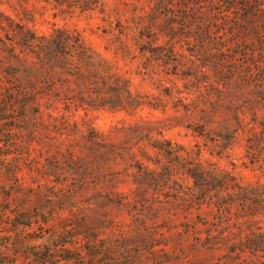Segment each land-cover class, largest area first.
<instances>
[{"label":"rangeland","instance_id":"obj_1","mask_svg":"<svg viewBox=\"0 0 264 264\" xmlns=\"http://www.w3.org/2000/svg\"><path fill=\"white\" fill-rule=\"evenodd\" d=\"M230 3L0 0V264H264V204L227 194L264 185V18ZM18 25L78 33L126 109L17 76Z\"/></svg>","mask_w":264,"mask_h":264},{"label":"trees","instance_id":"obj_2","mask_svg":"<svg viewBox=\"0 0 264 264\" xmlns=\"http://www.w3.org/2000/svg\"><path fill=\"white\" fill-rule=\"evenodd\" d=\"M229 1L233 6L240 3V1L241 3L244 2L243 5L249 7L250 10L253 4L256 3V9L249 10L245 16L251 15L258 19L264 18V3H258V1L264 0ZM192 18V16L189 17V20L191 21ZM11 32L10 40L13 43L9 52L13 56L11 60L19 62L17 63V66H19L16 72L17 76L31 74L33 75L32 79L37 76L53 80L60 79L61 81L72 79V81L78 82L77 84L87 89V94L90 97L103 103L104 106H112L113 104L121 109H126L128 106L129 100L134 95L127 84L128 82L113 70L104 57L88 46L78 33L65 28H56L50 34L37 35L34 31L22 25H18ZM257 51L264 54V37L259 38L251 52L254 54ZM8 105L10 104L5 103L2 107L0 106V120L6 119L4 115L8 113ZM262 126L264 127V123H262ZM191 170L193 172L189 174L195 182L199 179L203 181L206 187L212 184V173L195 167ZM228 185L221 180L214 187L226 190ZM261 188L264 190V185L248 184L242 186L240 183H236L235 188L227 191L228 200L244 199L251 200L257 205L264 204V192H261Z\"/></svg>","mask_w":264,"mask_h":264}]
</instances>
